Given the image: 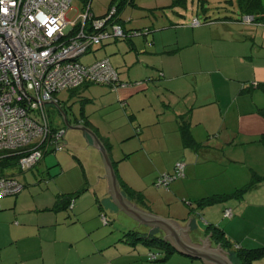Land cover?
I'll use <instances>...</instances> for the list:
<instances>
[{"label":"crops","instance_id":"obj_1","mask_svg":"<svg viewBox=\"0 0 264 264\" xmlns=\"http://www.w3.org/2000/svg\"><path fill=\"white\" fill-rule=\"evenodd\" d=\"M142 5L144 6L140 8L143 10L154 9L149 8L146 2ZM160 7L162 5L155 8ZM173 11L176 15L185 17L181 11L175 10V7ZM168 19L169 16L162 26L144 25L152 29L149 34L133 36L129 40L106 41L102 46L95 48L93 54L96 55L99 51L101 58L108 55L112 65L119 72L120 81L127 83L115 89L118 100L125 109L132 105L133 97L141 91V87L147 88V85L139 86L137 80L127 82L119 70L121 66L131 67L134 63L135 66L143 67L144 73L159 70L160 77H165L163 88L166 92L170 91L167 97L171 95L175 100L185 95L184 91L176 88V79L186 78L190 73H196L198 77L202 75L205 83L213 88L203 95L202 102L196 105V108L217 101L220 109L227 115L223 118L227 128L225 137L230 139L232 144L240 146L238 148L245 151L248 149V152L254 155L253 159L250 154L251 167L245 166L243 179L237 180L235 185L230 186L232 188L215 194L232 193L249 183L254 173L264 177V145L259 141L260 136L264 134V114L260 111L264 108V89L255 86V83H264V20H213L189 27L174 26L177 22H168ZM129 21L124 20L125 27L136 28L135 24H129ZM112 54L116 56L111 58ZM119 55L123 56V60ZM195 60L196 70H193L191 66ZM229 96L230 98L224 101V98ZM54 101H58L57 94ZM132 109L136 110L133 107ZM179 114L184 113H177L175 122L172 120V128L178 132ZM132 117L133 114L131 119ZM85 120L77 119L74 123L84 124ZM88 123L102 136L98 127ZM200 123V120H197L196 126ZM86 138L91 142L88 135ZM69 141L68 139L67 142ZM214 144L220 146L222 143ZM242 144H246L245 147L241 146ZM48 154L37 164L45 162L48 171L41 168L38 170L41 174L50 173L58 185V179L65 176L66 170L55 168L56 172H53L55 170L50 166L56 164L52 155L46 157ZM54 154L61 165V156L57 152ZM92 155L97 159L99 173L104 178L99 155L95 152ZM78 159L83 169L85 184L89 180L88 168L84 160ZM56 189L58 188L53 187L49 194L44 191L32 195V198L28 196L30 201L28 200L27 204L23 201L27 195H23L28 193L23 190L15 196L9 195L0 199V264H210L202 258L189 256L176 249L168 256L165 248L157 245L148 247L140 242L132 244L129 238H126V241L124 235L128 229L146 233L149 228L118 207L109 192L108 182L107 185H101L103 196H96L94 199L84 198L85 194H82L75 199L73 207H70V202L64 198L66 191L57 192ZM220 205H223L224 209H219L218 216L222 214L224 220L210 215L205 219V223L206 226L214 224L223 227L231 243L229 247L222 246L213 237L208 240L207 236L210 234H206V231L201 234L193 232L194 229L190 231V236L192 233L196 236L191 237L192 242L200 243L201 239H205L208 243L210 241L213 247L221 245L229 253L234 264H241L237 256L239 247L264 246V179L241 197H232ZM226 209H231V217L224 216ZM119 212L124 213L126 217L120 218ZM104 216L108 217V223ZM175 221L186 227V224ZM154 234L161 237L164 235L160 229ZM151 251L158 254L157 261L148 260V253ZM252 264H264V257L253 260Z\"/></svg>","mask_w":264,"mask_h":264},{"label":"rangeland","instance_id":"obj_2","mask_svg":"<svg viewBox=\"0 0 264 264\" xmlns=\"http://www.w3.org/2000/svg\"><path fill=\"white\" fill-rule=\"evenodd\" d=\"M110 2L111 0H91L95 15H104L110 7ZM143 2L154 9L143 10L140 8L144 6ZM178 2L181 5L175 6V10L181 11L185 17L176 15L173 11L174 7H167L173 4V0H135L137 6H127L122 15L124 20H130L129 24H135L137 29H142L144 25L162 26L168 16V22L172 20L177 24L192 27L191 23L196 16L201 20L205 17L202 5L210 7L207 9L210 14L208 16L213 19L226 14H236L232 13L233 7L227 0H178ZM85 5V0H73L67 12V18L76 19ZM159 5L163 8H155ZM100 55L99 51L96 55L91 51L83 55L80 60L83 63H92L101 59ZM110 56L112 58L116 54ZM119 56L123 60V56ZM191 68L196 70V60ZM119 70L127 82L137 80L139 86L147 85V88L141 87V91L133 97L132 105L127 106L126 109L118 100V93L115 90L96 84L75 90H62L57 94L60 105L68 111L71 125H74L77 119L82 120L85 115L84 118L98 127L102 136L109 140L111 156L116 161L119 176L144 195L147 206H139L163 218L175 219L181 224H187L193 218L197 225L196 231L205 234L207 224L205 219L213 215L218 220H224L222 214L218 216L219 211H222L224 207L220 205L222 202L200 206L198 201L222 190H228L232 188L231 185L236 184L237 180L243 179L245 166L251 167V153L248 149L245 151L238 148L240 146L232 144L230 139L225 137L224 132L227 128L223 118L226 113L220 109L217 101L196 108V105L202 102L203 95L212 91L213 88L205 83L202 75L198 77L196 73H190L186 78L183 77V80L176 79L177 82L174 83L176 88L184 91L185 95L175 100L171 95L167 97L170 91L166 92L163 88L165 77H160L159 70L144 73V68L135 66L134 63L131 67L130 65L126 68L121 66ZM229 98L230 96L224 98V101ZM170 102H172L171 105H163ZM48 111L52 125L65 128L67 137L64 138L65 147L57 150L61 156L60 159L63 160L61 165L58 164V158L54 153H49L46 157L52 155L56 165L53 164V167H50L53 170L65 168V176L58 179L57 185L50 173L41 174L38 168L48 171V165L46 167L45 162L23 171L16 164H7L0 160V173L12 175L26 185L25 191L23 190L28 193L23 195V197L27 195L23 199L26 204L30 201L28 196L32 198V195L44 191L49 194L53 187L58 188L57 192L66 191L65 193H74L85 187L82 193L85 194L84 198L95 199L96 196H103L101 185H107V178L106 176L102 178V174L100 175L97 159L92 155L94 152L99 155L103 168L101 171L103 175H106L100 151L92 144V141L87 140L86 132L68 129L64 125L62 115L54 103L48 105ZM187 111L190 113L189 116H192L193 136L195 139H200L196 140L202 144L199 150L194 147H184L180 133L172 128L177 113ZM132 114L133 119H131ZM197 120L201 123L196 126ZM68 139L69 142H67ZM215 142L222 144L217 146ZM245 145L241 146L245 147ZM251 155L253 158V153ZM78 158L84 160L88 168L89 180L85 184L83 169ZM181 162L185 164V175L174 179L168 185H158L159 179L164 174L173 173L175 165ZM119 213L120 218L126 217L124 213ZM125 227L128 226L125 225ZM191 235L192 238L196 237L194 233Z\"/></svg>","mask_w":264,"mask_h":264},{"label":"built area","instance_id":"obj_3","mask_svg":"<svg viewBox=\"0 0 264 264\" xmlns=\"http://www.w3.org/2000/svg\"><path fill=\"white\" fill-rule=\"evenodd\" d=\"M72 1L0 0V160L15 157L13 161L23 171L64 144L65 129L50 124L46 106L51 102L40 104L37 100H54L56 93L85 83L111 89L127 85L120 81L108 58L92 63L80 59L108 39L147 34L146 29L126 33L112 22L114 7L107 15L95 16L91 0L76 19L70 20L67 12ZM244 19L252 21L253 17ZM198 24L195 18L193 25ZM255 86L264 89V83ZM181 168L178 165L177 176ZM170 179L163 178L162 182ZM24 188L13 176L0 173V199ZM230 214L226 210L225 215Z\"/></svg>","mask_w":264,"mask_h":264},{"label":"trees","instance_id":"obj_4","mask_svg":"<svg viewBox=\"0 0 264 264\" xmlns=\"http://www.w3.org/2000/svg\"><path fill=\"white\" fill-rule=\"evenodd\" d=\"M88 1L89 0L86 1V4H87ZM206 1H209V0H206ZM227 1L233 7V12L232 13H236V14H234V15L233 14H226L224 16H219L218 18L213 19V18H211V16H208L210 14H208L207 9H209L210 7H206V6L202 5L201 8H202V10L204 12V16L205 17H204L203 20H201L200 18H198L196 16L195 18L199 21V24L198 25H193V21H192V23H191L192 27H196V26H199V25H202V24L210 23L213 20H220V21L224 20L225 21L227 19H234V20L242 21L244 19V17L247 16V15L253 16V21L264 20V0H227ZM178 4H180V2H178V0H174L173 4L168 5L167 7L173 8L175 6H179ZM235 4L237 5L236 7H235ZM135 5H136L135 4V0H111L110 7H109L108 11L104 15H107L109 13V10H111L114 7L115 8V12H114V18H113L112 22L118 23L119 25H121L126 33H129V32H132V31H136V30H140V31L143 30L144 31L146 29V33L149 34L150 32H152V29L150 27H144L142 29L141 28H139V29H137V28H129V29H127L125 27V25H124L125 22H124L123 18L121 17L122 12L124 11V9L127 6H135ZM91 11L94 13L93 8H92V4H91ZM94 15H95V13H94ZM104 15H101V16H104ZM95 16H97V15H95ZM101 16H99V17H101ZM174 26H181V25L180 24H175ZM132 37L133 36L126 37V38L108 39L106 41H109V40H112V41L129 40ZM104 58H108L110 60V58L108 56H106ZM118 74H119V72H118ZM91 84L92 83H85V84H83V85H81L79 87H75V88H72L70 90H75L77 88H80V87H83V86H88V85H91ZM260 84H263V83H260ZM102 86H107V87L111 88L108 85H102ZM113 90H115V89H113ZM56 94H58V93H56ZM56 94L54 95V100H55ZM56 102L60 105V100H58ZM48 105H50V104H48ZM48 105L46 106V111H47V114L49 116ZM61 106L65 109V107L63 105H61ZM260 111L264 114V108H262ZM189 114H190L189 111H187L184 114H179L180 119L178 118V120H179L178 121L179 122V132H180V135H181V138H182V143H183L184 147H194V148L199 150L200 147L202 146V144L200 142H198L193 136L191 119L187 118V117H190ZM84 117H85V115L83 116L84 120L87 119V118H84ZM49 120H50L51 126L53 128H55V129H58V127H54L52 125L50 116H49ZM88 122H89L88 120H85V123L83 125H86V126H88L89 128H91L92 130L95 131V129L91 125H89ZM95 132L99 136V133L97 131H95ZM65 134H66V129H65ZM99 137L103 141L105 146L107 147V149H108V151L110 153V156H111V144H110L109 140L105 139L103 136H99ZM64 138H65V135H64ZM259 141L264 145V134H262L260 136ZM64 147H65V142L63 144L62 149ZM56 152H57V150H54V151H52L50 153H56ZM14 159H15V157H12L10 159H3L1 161H3V162L5 161L7 164H15V161H13ZM111 159H112V156H111ZM112 161H113L114 167H115L116 172H117V176H118V180H119V183H120L121 190L124 193V195L131 202L135 203L137 206H139V205L147 206V202H146V200L144 198V195L141 194L140 192L136 191L126 181L121 179V177L118 174L116 161L113 160V159H112ZM178 165H182L181 173H180L179 176L176 175V170L178 169ZM184 175H185V164L182 163V162L181 163H177L175 165V171L173 173L164 174L159 179L158 185H162V184L168 185L174 179H176L178 177H183ZM166 177H171V179L167 180L166 182H162V179L163 178L165 179ZM263 179H264L263 176H260V175H258L256 173H254L251 181L249 183L245 184L244 186L238 188L236 191H234L232 193L214 194V195H211V196H207V197L201 198L198 201L199 205L200 206H205V205H211V204H214V203H217V202H225L226 200H228V199H230L232 197H238L239 198L243 194H245L248 190H250L254 185H256L257 182H259V181H261ZM85 189L86 188L83 187V188H80V190H78V191H76L74 193H72V192L66 193L64 198H65V200L68 203L69 202L71 203V201L75 202L76 197L80 196V194H82L85 191ZM145 206H143V207H145ZM139 207H142V206H139ZM226 210H230L231 211V209H226ZM226 210L224 211V216H226L225 215ZM231 216H232V211H231V214L229 216H226V217H231ZM104 219H105V221L107 223L109 222L108 217L104 216ZM191 219H192V226L195 227L196 226L195 219H193V218H191ZM205 231H206V234L207 233L211 234L212 235L211 237H213L216 240V242L220 243L222 246L227 248L231 244L229 239L226 237V233H225L223 227L218 226V225H214V224H209V225L206 226ZM124 238H125L126 241H127L126 238H129L132 244H136V243L140 242V243H143L145 246H148V247H152V246H156L157 245L158 247L165 248L166 253L168 254V256L172 255L173 251H175V248L169 242L165 241L163 239V237L156 236L153 233H148V232H146V233H142L141 232L140 233L139 231L128 229V231L124 235ZM151 254H155L156 257L155 258H151ZM237 256L240 259V263L241 264H252L253 260L264 257V246L253 247V248H240L239 247V249L237 250ZM148 260L149 261H157L158 260V254L155 251L149 252L148 253Z\"/></svg>","mask_w":264,"mask_h":264},{"label":"water","instance_id":"obj_5","mask_svg":"<svg viewBox=\"0 0 264 264\" xmlns=\"http://www.w3.org/2000/svg\"><path fill=\"white\" fill-rule=\"evenodd\" d=\"M18 72L20 76V70H18ZM20 83L22 89L26 93L21 80V76H20ZM37 101L40 104L50 103V102L54 103L58 107L62 115L64 125L68 129H77L86 132V134L90 137L92 144L100 151L102 155L106 170L105 176L107 178L109 192L113 200L122 211H124L126 214L136 219L137 221H139L140 224L146 225L149 228L148 233L154 234L157 229L162 230L164 234L162 236L163 239L169 242L177 251L185 253L189 256L202 258L207 263L234 264L229 257V253L226 250H224L221 245H217L216 247H213L211 245V242L209 241L208 243V241L205 239L204 240L201 239L200 243L192 242L190 231L192 229L196 231L197 228V225L195 227L192 226V219H190L189 222H187L186 227H183L180 226L178 222H176L175 220L163 218L155 213L146 211L141 207L137 206L135 203L131 202L122 192L118 180L117 172L114 167L113 161L111 159L110 153L107 147L105 146V144L103 143V141L96 134V132L83 124L71 125V122L68 117V111L54 100H48V101L37 100ZM211 236H212L211 234L207 236V239L210 240Z\"/></svg>","mask_w":264,"mask_h":264}]
</instances>
